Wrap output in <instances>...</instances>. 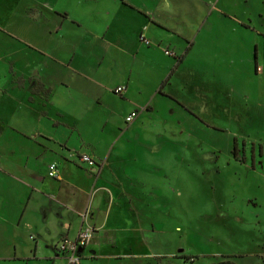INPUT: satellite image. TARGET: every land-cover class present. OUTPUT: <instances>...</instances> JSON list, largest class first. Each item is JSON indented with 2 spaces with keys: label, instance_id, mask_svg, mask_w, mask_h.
Masks as SVG:
<instances>
[{
  "label": "rangeland",
  "instance_id": "obj_1",
  "mask_svg": "<svg viewBox=\"0 0 264 264\" xmlns=\"http://www.w3.org/2000/svg\"><path fill=\"white\" fill-rule=\"evenodd\" d=\"M11 1L0 0V27L10 22ZM187 1L181 12L212 19L211 31L206 28L207 37L202 36L205 41L209 38L208 45L204 44L210 49H205V59L193 51L187 65L189 78L174 81L168 93L194 114H172L174 101L157 94L160 84L154 92L153 72L142 66H137L139 80L130 85L125 98L112 92L121 83L118 81L103 85L107 89L75 85L73 97L59 89L49 106L35 108L42 120L43 144L54 151L44 165V161L39 164L47 188L56 191L59 182L51 177L47 166L51 160L62 165L60 142L69 140L72 151L68 158L76 159L82 144L89 142L101 149L107 147L102 155L113 154L117 159L112 161V169L125 184L122 202L128 205L129 196L135 208L132 212L125 207L123 215L143 226L151 239L147 244L150 255L123 256L118 264H264V0ZM245 21L256 30L232 32V27ZM16 25L18 33L22 32L21 22ZM24 52L21 41L0 30V61L9 57L23 61ZM214 52L220 56V63L212 66L207 60L213 62ZM194 71L201 72L210 83L198 81ZM51 76L57 79L63 74ZM17 93L14 99L9 94L0 97V138L6 145L17 139L16 131L9 127V122L16 121L11 115ZM139 102L144 110H154L149 102L159 109L152 121H146ZM135 109L140 116L128 126L126 117ZM58 119L78 131L73 133L68 127L59 130L54 125ZM119 126L124 134L117 147L124 148L108 153L110 143L117 140ZM0 157L4 169L15 168L7 161L4 149H0ZM88 166L80 167L89 171ZM68 167L73 181L69 190L72 197H79L80 189L87 185L79 178L75 163ZM99 189L95 188L93 194ZM83 204L85 208L88 201ZM72 233L70 237L77 230ZM135 249L138 254L140 248ZM90 253L89 247L85 254ZM83 264L108 263L88 260Z\"/></svg>",
  "mask_w": 264,
  "mask_h": 264
},
{
  "label": "crops",
  "instance_id": "obj_2",
  "mask_svg": "<svg viewBox=\"0 0 264 264\" xmlns=\"http://www.w3.org/2000/svg\"><path fill=\"white\" fill-rule=\"evenodd\" d=\"M187 4V0H57L55 4L51 0H12L9 3L10 22L0 30L21 41L25 52L23 61L13 57L0 61L3 64L1 70L5 73L0 72L1 99L7 94L14 99L15 93L19 94L11 115L16 117V121L9 122L17 139L6 145L0 138V149H4L7 161L15 165L14 169L7 170L0 160V264H66L58 245L65 239H77L83 224L81 215L88 207L92 210L91 223L97 228V234L89 246L91 253L85 254L89 247L79 253L80 264L88 260L118 264L123 256L150 255L147 246L151 243L150 234L143 226L135 225L132 218L123 215L125 207L134 211L133 198L127 196L128 205L122 202L125 201V184L112 169V161L117 159L112 157L113 154L105 156L101 153L107 147L101 149L85 142L78 157L73 159L68 158L72 151L69 140L60 142L58 155L62 158V165L49 160L50 165L47 166L49 170L51 165L57 166L58 178L53 179L58 180L59 188L56 191L47 188V179L39 162L44 161V165L54 151L43 144L44 135L40 133L42 120L35 108L49 106L59 89L65 96L73 97L75 85L107 89L105 86L109 83L118 81L120 86H126V91L121 96L117 95L114 91L120 87L118 85L112 92L125 98L130 85L139 80L137 66H142L153 72L156 79L154 92L160 84L157 94L174 101L172 114L178 111L194 114L168 93L174 81L188 76L187 65L193 51L197 50L199 57L205 59V49H210L207 46L210 40H204L207 37L204 31L206 28L211 31V17L203 20L181 12V7ZM19 22L20 33L16 28ZM199 25L201 28L198 30ZM251 30L256 28L246 21L232 27L233 33L245 34ZM167 51L174 52L175 56L168 55ZM211 57L213 62L211 59L207 61H211L212 66L219 65L220 56L214 52ZM175 67L161 93L163 83ZM57 72L63 76L54 79L51 74ZM193 73L201 83H210L204 80L201 72ZM48 89L51 90L49 95L46 93ZM139 103V108L146 114V121H152V116L159 113L153 102L147 104L154 107L153 111L144 110L145 107ZM135 111L139 109L131 111L127 117ZM41 113L48 116L46 111ZM125 123L128 126L133 124H128L127 120ZM54 125L59 130L60 127H68L73 133L78 131L60 119ZM104 127L103 132L107 130L108 123ZM121 127L117 129L120 131L118 136L112 130L117 140L110 143L108 153H119L120 146L123 150V145L117 147L124 134ZM83 154L90 155L100 165L102 163V167L93 168L83 163L80 160ZM70 163L76 164L79 178L87 185V188L80 189L79 197H72L69 190L73 182L67 173ZM84 165L90 170L80 167ZM95 188L100 189L93 194ZM87 201L83 208V202ZM73 230L77 233L70 237ZM135 247L140 248L138 254ZM142 250L145 251L140 253Z\"/></svg>",
  "mask_w": 264,
  "mask_h": 264
},
{
  "label": "built area",
  "instance_id": "obj_3",
  "mask_svg": "<svg viewBox=\"0 0 264 264\" xmlns=\"http://www.w3.org/2000/svg\"><path fill=\"white\" fill-rule=\"evenodd\" d=\"M167 54L175 56V54L171 51H167ZM125 91L126 86H122L117 88L114 92L121 96ZM138 117V111L131 113L126 119L127 123H133ZM80 160L93 168H99L101 166L92 157L86 154L81 155ZM50 175L53 178H58V170L55 164L50 167ZM92 215V210L88 207L81 215L83 224L77 239L75 241L65 239L59 243L58 251L65 257L66 264H80L81 258L78 256L79 253L89 247L94 241L97 234V228L91 223Z\"/></svg>",
  "mask_w": 264,
  "mask_h": 264
},
{
  "label": "trees",
  "instance_id": "obj_4",
  "mask_svg": "<svg viewBox=\"0 0 264 264\" xmlns=\"http://www.w3.org/2000/svg\"><path fill=\"white\" fill-rule=\"evenodd\" d=\"M176 68H177V67L174 68V70L172 71V73H171V75L169 76V78L163 83V85H162V89H161V93L163 92L162 90L165 88V86L168 84V82H169L170 78L172 77V75L174 74ZM258 69H259V68H258ZM50 92H51L50 89L46 90L47 95H49ZM261 154H262V156H264V152H263V151L261 152ZM253 159H254V156H253ZM253 164H254V167H255V160H254V163H253Z\"/></svg>",
  "mask_w": 264,
  "mask_h": 264
}]
</instances>
